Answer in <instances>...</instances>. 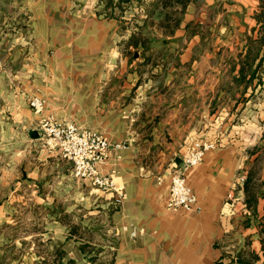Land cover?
<instances>
[{
  "label": "crops",
  "instance_id": "obj_1",
  "mask_svg": "<svg viewBox=\"0 0 264 264\" xmlns=\"http://www.w3.org/2000/svg\"><path fill=\"white\" fill-rule=\"evenodd\" d=\"M263 1L0 0V264L59 247L74 264H263ZM32 96L129 144L102 168L121 204L45 147ZM196 139L218 144L186 172L199 209L171 211Z\"/></svg>",
  "mask_w": 264,
  "mask_h": 264
},
{
  "label": "built area",
  "instance_id": "obj_2",
  "mask_svg": "<svg viewBox=\"0 0 264 264\" xmlns=\"http://www.w3.org/2000/svg\"><path fill=\"white\" fill-rule=\"evenodd\" d=\"M29 106L40 117L38 127L44 145L72 164L73 176L79 180L90 181L92 186L102 193H112L116 205L121 204L125 192L117 185L113 172L104 173L102 168L115 153L128 148L129 144L112 142L106 134L98 130L80 128L74 122L59 120L51 114H45L46 102L40 96L30 97ZM217 146V142L202 139H196L191 143L181 165L173 167L170 174L167 200L169 210L199 209L198 196L188 185L186 172L200 164L205 155ZM116 157L118 160L121 159L120 154ZM162 179V175H159L158 182H162ZM121 229L129 231L132 237L137 236L135 227L124 225ZM121 229L112 228L110 232L120 234ZM232 260L237 261L236 264H242L237 257H233Z\"/></svg>",
  "mask_w": 264,
  "mask_h": 264
},
{
  "label": "rangeland",
  "instance_id": "obj_3",
  "mask_svg": "<svg viewBox=\"0 0 264 264\" xmlns=\"http://www.w3.org/2000/svg\"><path fill=\"white\" fill-rule=\"evenodd\" d=\"M45 147H46V146H45ZM46 148H47V147H46ZM22 209H23V210H24V209L32 210L30 206H29L28 208H24V207H23ZM36 210H37V209H36ZM17 211L19 212V208L17 209ZM20 212L24 214L23 211H20ZM25 212H26V214L29 213V211H25ZM37 213H39L38 210H37ZM96 218H97V217H96ZM75 222H76V226H74V227L72 228V232H73V233H76V236H77L78 233H79L78 230H79L80 227L77 225L79 221H75ZM111 225H112V224H109V226L106 225V227H105L103 230H105V229L108 230V228H110ZM27 227H28V226H27ZM97 229L100 230V227H97ZM106 230H105V232H106ZM109 232H110V229H109ZM107 233H108V231H107ZM108 234L111 235V233H108ZM73 235H75V234H72L71 236H73ZM96 235H97V233H96ZM77 238H78V237H77ZM110 238H112V236H110L109 239H110ZM86 244H87V243H86ZM85 246H86V247H85ZM85 246H84L85 250H87V251L90 252V253H88L87 255L89 256V255L91 254V257H92V258L97 259V258H98V253H99V251H100V250H99V246H98V247H97V245H92V246H91V245H89V244H87V245H85ZM96 247H97V248H96ZM45 254H47V253H44V255H45ZM54 254H55V253H54ZM47 257H48V258H47V259H48V260H47L48 262H46V263H50V262L54 259V256H53V255H52V256L49 255V256H47ZM52 258H53V259H52ZM51 259H52V260H51ZM50 260H51V261H50ZM49 261H50V262H49ZM43 264H44V263H43Z\"/></svg>",
  "mask_w": 264,
  "mask_h": 264
},
{
  "label": "trees",
  "instance_id": "obj_4",
  "mask_svg": "<svg viewBox=\"0 0 264 264\" xmlns=\"http://www.w3.org/2000/svg\"><path fill=\"white\" fill-rule=\"evenodd\" d=\"M124 1H127V0H120V3L124 2ZM163 3H167L169 2L170 0H162ZM181 1H185V0H181ZM264 2V1H263ZM73 234V232H71V235ZM82 248H84V245H82ZM64 257H65V251L59 247L55 250V254H54V259L51 263H46L47 261L44 260L42 262V264H74V261L73 260H67L66 262L64 261ZM257 255H255L253 252L250 253V258H249V261L246 263L244 261H241L242 263L244 262V264H253L254 263V259H257ZM253 259V261H252ZM264 264V263H263Z\"/></svg>",
  "mask_w": 264,
  "mask_h": 264
}]
</instances>
